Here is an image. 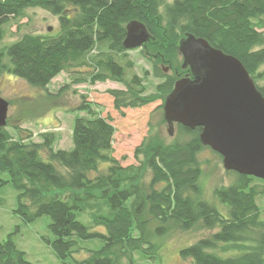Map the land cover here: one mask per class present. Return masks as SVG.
I'll use <instances>...</instances> for the list:
<instances>
[{
    "label": "trees",
    "instance_id": "obj_1",
    "mask_svg": "<svg viewBox=\"0 0 264 264\" xmlns=\"http://www.w3.org/2000/svg\"><path fill=\"white\" fill-rule=\"evenodd\" d=\"M26 8L57 16L59 27L56 34L25 33L0 47V72L32 86L45 88L68 71L74 83L122 84L108 90L118 111L156 100L162 109L174 82L191 76L180 43L193 35L238 58L264 97V0H0V40L8 19ZM132 20L151 35L141 47L152 66L143 76L130 72L123 45ZM162 63L171 73L163 72ZM148 74L160 80L152 93L144 84ZM74 110L85 115L73 119L69 149H55L52 132L35 142L9 120L0 127V187L10 183L16 190L23 221L49 217L53 238L47 243L59 260L160 264V239L199 227L212 232L181 247L180 258L192 264H264V219L257 202L264 180L227 171L235 180L212 191L224 212L202 199L198 155L209 147L199 140L201 127L176 124L177 138L136 147L138 163L122 166L112 154L115 129L109 119L83 95ZM0 264L30 263L8 237L0 240Z\"/></svg>",
    "mask_w": 264,
    "mask_h": 264
},
{
    "label": "rangeland",
    "instance_id": "obj_2",
    "mask_svg": "<svg viewBox=\"0 0 264 264\" xmlns=\"http://www.w3.org/2000/svg\"><path fill=\"white\" fill-rule=\"evenodd\" d=\"M0 47L19 39L25 33L56 34L59 31L57 16L41 8H26L21 15L9 18L3 26ZM127 58L132 62L130 72L142 75L151 71V63L143 56L141 47L127 51ZM181 59V58H179ZM165 73H171L167 64H161ZM73 72L63 71L55 76L45 88L30 85L24 79L7 71L0 72V96L9 102L7 120L11 125H18L21 135H31L32 141H40V134H56L55 149H69L72 146L71 129L75 115H85L74 110L81 102V96L96 106L102 117L108 118L113 125V156L122 166L137 164L134 156L136 147L149 143H169L177 138V126L174 124L172 134L167 131V124L161 121V100L153 101L141 107H126L118 111L113 106L109 89H122L117 82L105 81L88 84L72 82ZM159 79L151 74L144 77L147 92L152 93ZM67 85V89L62 87ZM62 89V90H61ZM9 132L15 136L11 126ZM202 173L199 182L201 197L214 203L223 211V206L214 198L212 191L221 185H229L235 175L223 168L222 158L211 148L199 152ZM264 219V195L257 198ZM17 192L10 183L0 187V240L10 237L16 247L23 251L30 264H64L59 260L47 243L53 236L49 231L50 219L42 215L31 222H25L16 212ZM212 230L193 228L189 231H174L160 239V264H192L190 259H182L178 254L181 247L209 235ZM90 245V242H83ZM84 255L83 252L78 256ZM137 264H147L137 261Z\"/></svg>",
    "mask_w": 264,
    "mask_h": 264
},
{
    "label": "water",
    "instance_id": "obj_3",
    "mask_svg": "<svg viewBox=\"0 0 264 264\" xmlns=\"http://www.w3.org/2000/svg\"><path fill=\"white\" fill-rule=\"evenodd\" d=\"M151 38L141 22L126 25L123 45L143 47ZM183 67L193 79L174 82L162 113L169 134L174 124L201 127L199 140L217 152L223 168L264 180V97L241 61L187 35L180 43ZM9 102L0 96V127L7 123ZM264 245V239H263Z\"/></svg>",
    "mask_w": 264,
    "mask_h": 264
},
{
    "label": "flooded vegetation",
    "instance_id": "obj_4",
    "mask_svg": "<svg viewBox=\"0 0 264 264\" xmlns=\"http://www.w3.org/2000/svg\"><path fill=\"white\" fill-rule=\"evenodd\" d=\"M189 68V67H188ZM191 76H189L188 75V73H186L185 75H183V76H181L180 78H182V77H188V78H190V79H193L194 77H193V73H192V71L190 70V73H189Z\"/></svg>",
    "mask_w": 264,
    "mask_h": 264
}]
</instances>
